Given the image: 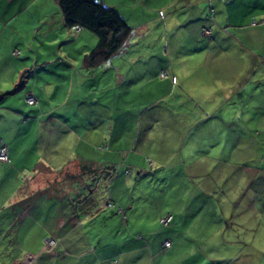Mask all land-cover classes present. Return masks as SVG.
Masks as SVG:
<instances>
[{"label": "crops", "instance_id": "0c3cea01", "mask_svg": "<svg viewBox=\"0 0 264 264\" xmlns=\"http://www.w3.org/2000/svg\"><path fill=\"white\" fill-rule=\"evenodd\" d=\"M3 1L10 7L8 11L16 2L21 4L16 13L9 14L14 18L25 4L32 8L44 0ZM98 1L105 4L110 0ZM138 1L151 5L149 9L153 7L131 13L142 19L138 26H130L112 8L131 29L123 48L134 37L144 41L153 33L158 42L141 44L166 53L164 59L150 56L147 65L143 59L138 60L140 57L133 60L143 67L131 71L135 74L132 81L140 77L153 83L158 80L153 84L156 96H161L156 103L166 100V106L156 107V114L146 115L144 107L137 112L134 125L141 132L134 143L139 146V155L151 159L160 170L179 166L188 158L182 154L187 131L207 126L213 120L210 115L217 113L214 125L231 126L228 147L232 149L221 161H235L237 169L227 180L238 186L180 187L169 197L170 212L165 213L171 216L168 226H160L162 216L157 212L147 223L134 222L141 229L129 230L126 215L133 209L128 198L132 193L129 178L134 176L133 183L144 178L141 167L137 161L133 165L127 162V149L125 158L123 152L120 157L98 155V151L108 148H98L91 140L82 142L76 130L86 126L96 129L97 123L111 122L112 114L117 123L111 127L109 142L119 139L121 131L132 129L123 116L130 113L128 107L113 108L101 102L108 96L122 98L128 92L130 64L121 65L119 70L113 62L124 53L123 49L98 68H85L82 58L94 49L96 39L85 30L65 28L58 10L54 13L57 37L68 44L62 59L55 64L50 58L42 60L34 67L35 73L19 79L17 86V90L34 98L36 107L21 112L16 106L4 105L12 87L5 94L0 90V110L24 116L18 128L7 130L5 141L0 138L8 159L0 163L6 166L1 176L9 186L7 195V189H3L5 197L0 201L1 233L8 236L9 245L20 250L11 264H24L22 260L28 256L33 258L31 264H192L189 259L201 257L195 251L188 252L190 246L179 262L175 257L179 243L193 239L214 254L206 256L211 260L205 264H264V0ZM34 15L47 26L46 36L52 37L47 21L50 13L40 10ZM203 28L209 31L204 40L199 39ZM15 49L13 45L4 48L5 58H9L0 60V74L2 68L7 75L10 72L9 62L18 56ZM203 50L206 51L202 53ZM112 76L119 90L109 85ZM161 80L166 84L164 99ZM195 81L207 85L201 95L191 90L193 85L189 83ZM16 83L11 80L14 91ZM70 99L73 102L68 105ZM167 121L178 123L177 133L162 126ZM232 150L234 155H230ZM173 160L169 167L163 164ZM191 169L195 171L197 167ZM191 169H186L184 178L194 177ZM104 201H110L112 208H101ZM157 207L155 203L152 209ZM5 210L7 214H3ZM97 222L103 224L104 230L93 233L92 226ZM113 222L120 224V233L108 228ZM196 227L200 230L196 231ZM80 229L83 232L78 234ZM122 230L125 235L120 236ZM47 238L53 239L55 245L49 252H41V241ZM163 241H168L169 247L161 252Z\"/></svg>", "mask_w": 264, "mask_h": 264}, {"label": "rangeland", "instance_id": "374dc122", "mask_svg": "<svg viewBox=\"0 0 264 264\" xmlns=\"http://www.w3.org/2000/svg\"><path fill=\"white\" fill-rule=\"evenodd\" d=\"M106 7L109 8H115V10H118L120 12L121 16L124 17L126 22L130 24V26H138L140 22H142V19H138L136 17H133L131 13L136 11L137 9L144 8L145 10L149 11L152 10L153 7L148 8V3H142L138 0H127V1H116V0H110L106 1L105 4H103ZM144 5V6H143ZM151 6V5H149ZM10 8V7H9ZM5 1L0 0V60L6 59L4 48L8 47L9 45H13L16 47L15 52H18V56L16 58H13L11 60V63L9 62L11 66L10 72L8 71V75L2 68L1 74H0V85L2 90V94H5L9 87H12L10 90V95H8V98L4 105H12L16 106L20 109L22 112H27L32 107H36V105L27 106L25 103V96L28 93L22 92L21 90H17V86L19 85V79H23L25 77H28L29 75H33L32 73H35V66L39 65L42 60L46 58H50L52 62L54 61V64L59 62V58L62 59V53L64 51V47H66L68 44L64 43V40L59 39L57 37L56 30H58V23L56 21V15L55 12L58 13V8L56 5L49 1L44 0L40 1L38 3L33 4L32 8L29 7V5L25 4L24 8L21 12H19L14 18H10L9 14L16 13V11L21 8V4L15 3L14 6L8 11ZM16 10V11H15ZM40 10H45L50 13V17L48 18L49 26L51 27L50 36L54 37L53 40V47L50 49L48 48V45L50 44V41L52 40V37H47V26H43V24L40 23V21L37 20V15L35 16L34 13H38ZM154 11V10H153ZM7 12V13H6ZM131 15V16H130ZM9 17V18H8ZM150 20V19H149ZM202 30H205L207 32L206 35H202ZM154 31V30H153ZM152 31V32H153ZM136 33V31H134ZM208 29H201L199 39L202 40L207 39L208 36ZM132 34V33H131ZM136 34H133V37ZM153 33L149 37H145L144 41L140 37L137 38L134 37L132 41L129 42V45L124 50V53L120 56H117L114 58L113 62L116 64L115 66L120 70L121 65L126 66L129 65V80L130 83L128 85V92L126 94H123L122 98H113L107 97L104 101L105 106H113V108L122 105L123 107H128L130 110V113L128 115H123L127 120H129L128 126H132V129L129 130H123L121 131L120 138L109 142V136L111 133V127L116 125L117 121L115 119V115L112 114V120L111 122H105V123H97L96 129H89V126H86L85 128L77 129L76 132L78 133V136L80 137L82 142H89L90 140L95 142L96 145H98V148L104 149L108 148V151L102 152L98 151V155H114L116 154L118 157L121 156L122 152V158H125L127 156V162L131 163L133 165V162H136L141 167V170L144 174V178H142L139 182L133 183L132 181L135 179L132 175L130 180V187H132L131 194H128L129 202L132 204L133 209L126 215V218L128 219L127 228L129 230L135 232L137 229H141L142 227H137V225L134 224L136 220H141L144 222H148L147 219H153L157 212H160L161 216H163L165 213L170 212V198L172 196V192H174L176 189L180 187H191V188H201V187H208V188H214V187H237V185H232L231 180H227L229 175L237 169V165L233 159H229L228 161L223 162V158H225V155L229 153L232 149L228 141L231 138L230 134L231 126H225V127H217L213 123L216 122V117L218 116L217 113H212L211 115L208 114L207 116L213 117V120H210V123L205 126H194L193 129H189L186 133L187 135V144L186 146H183L182 148V154H186L188 156L187 159H184L183 163L180 162V165L177 167H172L170 169H158L156 166V163L153 164L151 162V159H146V156L139 155L137 142L134 143L136 138L135 136L140 134L139 130H137L135 123L137 112L145 108L146 115L147 113H150V116L152 114L157 113L156 107L160 106H166V100L160 101L159 104H157L156 100L160 99L161 96H156L157 93V87L153 84L155 81H158L154 79V83L152 81H146L143 80V78L135 79V81H132L134 78L133 71L137 69H141V66L143 67V64L139 62L138 65H135V58L140 57L138 60L143 59L144 65H147L151 60H148V58L151 56L152 58L156 59H164L165 52H158V50H153L152 47L148 48L144 43H155L158 42V37L155 35V37H152ZM149 38V39H148ZM131 39V38H130ZM198 42V40H197ZM200 42V41H199ZM128 43V42H127ZM139 43L140 45L136 44ZM136 44V45H135ZM161 44V42H160ZM162 48V45H160ZM122 49V50H123ZM121 51V50H120ZM206 51L203 50L202 53ZM14 52V53H15ZM58 52V54L54 53ZM171 55V52H167ZM39 54L43 56H39ZM193 56V54L191 55ZM166 58V57H165ZM197 59L199 60V56H197ZM200 61V60H199ZM123 66V67H124ZM98 72V70H95ZM132 71V72H131ZM15 75H11V74ZM99 73V72H98ZM38 74H42L38 72ZM7 75V76H6ZM20 75V76H19ZM113 76L111 77L112 80ZM6 79H8L6 81ZM10 79V80H9ZM17 81L14 87L11 84V80ZM203 80V79H202ZM177 84V83H176ZM193 85L192 91L198 92V94L201 95L202 91L206 89L207 85L203 81H195L193 83H189ZM109 85H112L111 88L115 91L116 89L119 90L118 83L114 80L109 83ZM166 84H164L161 80V88H162V99H164V95L166 92ZM168 88L170 87V83L168 84ZM153 86V87H152ZM167 88V90H168ZM7 89V90H6ZM17 90V91H16ZM156 96V97H155ZM104 99V98H101ZM9 101V102H7ZM54 101H59V99H55ZM73 101L70 99L68 105H70ZM24 103V104H23ZM3 104V103H2ZM67 105V106H68ZM67 106L63 108H68ZM163 108V107H162ZM0 110V138H2L4 141L7 138V134L10 128L16 127L18 128V124L23 121L22 115H9L8 113L2 112ZM81 114H85L83 111V108L81 110ZM108 114V113H106ZM141 114V113H140ZM139 114V115H140ZM138 115V116H139ZM166 115V114H165ZM232 115V114H230ZM221 116V115H220ZM98 117V116H97ZM102 117V116H100ZM98 117V118H100ZM247 117V116H246ZM81 118H84L81 116ZM231 118V116H230ZM209 121V120H208ZM207 121V122H208ZM172 121H167L162 126H165L166 129H174L175 133H177L178 123ZM87 124V123H86ZM85 124V125H86ZM220 126V124H219ZM158 128V127H157ZM156 128V131H157ZM96 134V137L93 135ZM191 134V135H190ZM34 138V137H33ZM150 139H152L150 137ZM197 140H201L198 142ZM150 142L153 141L149 140ZM133 142V143H132ZM129 143H132L134 145H130ZM128 145V146H127ZM100 146V147H99ZM107 146V147H106ZM128 147V148H127ZM67 147L65 146L64 149ZM128 150V153L126 154L124 150ZM224 153V155H223ZM235 153V152H234ZM233 150L230 155H234ZM202 154L204 158L202 159ZM205 156L207 158H205ZM222 161H221V157ZM151 158V157H150ZM175 160L171 162H166L163 164L166 165V167L171 166V164ZM130 165V164H129ZM130 165V166H132ZM197 169L194 171L191 168ZM6 169V166L0 165V201L2 198L5 197V194H8L7 188L9 186L5 183L4 179L1 176L2 171ZM186 169L189 170L192 174H195L192 178H184V173ZM182 170V172H181ZM240 171H242L241 168H239ZM131 171V169H130ZM135 170L133 171V173ZM247 177L243 178L242 185H244V181ZM246 184V183H245ZM7 189L6 193L4 194L2 191L3 189ZM159 192H162L161 195H159ZM101 197V196H100ZM99 197V199H100ZM134 198V200H133ZM133 200V201H132ZM137 201H139L140 205H137ZM158 203L157 209H152L153 204ZM3 214H7L8 211H2ZM119 222V220H118ZM118 222H113L112 225L114 226H108L109 229L115 231L117 230L119 233L121 232L120 224ZM149 224H153L152 222ZM118 225V226H117ZM153 226L154 225H150ZM113 227V228H111ZM3 227H0V264H11L12 257L14 255H19L20 251L14 249L11 245H9L8 236L2 235V229ZM196 231L200 230V227H196ZM84 229V228H82ZM80 229V232L78 234H81L83 230ZM100 230H104L103 224L101 222H97L95 225L92 226V232H98ZM150 230H154V228H151ZM87 234V233H86ZM125 235L124 231L122 230V233L120 236ZM120 238V237H119ZM44 240V239H43ZM40 244V251L42 248V242ZM181 245L180 248L176 250L177 258L176 262H179L181 254L186 253L184 250L188 249V246L190 251L195 254H198L201 258L197 259H189V261H192V264H205L206 262H209V257L206 256H212L214 255L212 252H209L205 250L203 247L200 246V242L196 239H193L192 241L187 242H181L179 243ZM208 258V259H207ZM22 263L24 264H31V261L26 262V259L22 260ZM172 264H175L174 261Z\"/></svg>", "mask_w": 264, "mask_h": 264}, {"label": "trees", "instance_id": "16d2710c", "mask_svg": "<svg viewBox=\"0 0 264 264\" xmlns=\"http://www.w3.org/2000/svg\"><path fill=\"white\" fill-rule=\"evenodd\" d=\"M52 1L60 12L65 28L85 30L96 39L94 49L82 58L85 68H98L123 49L131 29L115 10L98 0ZM107 203L112 205L110 201H104L101 208L111 209L105 207Z\"/></svg>", "mask_w": 264, "mask_h": 264}, {"label": "built area", "instance_id": "2783aa9c", "mask_svg": "<svg viewBox=\"0 0 264 264\" xmlns=\"http://www.w3.org/2000/svg\"><path fill=\"white\" fill-rule=\"evenodd\" d=\"M203 35H206L207 32L205 30L202 31ZM25 103L28 106H32L35 105L36 101L34 100V98L28 94L25 96ZM8 159H7V150H6V146L2 143V141L0 140V163H7ZM105 207H112V205L110 203L105 204ZM171 220V216L169 214H165L164 216H162L159 219V224L161 227H166L168 226L169 222ZM55 245V241L53 239L47 238L44 239L42 242V248H41V252H49ZM169 247V243L168 241H163L161 243V252H163L164 250L168 249ZM26 262H29L33 260L32 257H25Z\"/></svg>", "mask_w": 264, "mask_h": 264}]
</instances>
